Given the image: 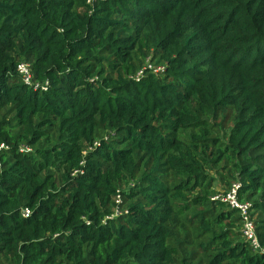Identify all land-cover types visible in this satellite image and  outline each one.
Instances as JSON below:
<instances>
[{
	"label": "trees",
	"instance_id": "trees-1",
	"mask_svg": "<svg viewBox=\"0 0 264 264\" xmlns=\"http://www.w3.org/2000/svg\"><path fill=\"white\" fill-rule=\"evenodd\" d=\"M234 183L264 249V0H0V264H264Z\"/></svg>",
	"mask_w": 264,
	"mask_h": 264
},
{
	"label": "built area",
	"instance_id": "built-area-1",
	"mask_svg": "<svg viewBox=\"0 0 264 264\" xmlns=\"http://www.w3.org/2000/svg\"><path fill=\"white\" fill-rule=\"evenodd\" d=\"M19 73L21 74L25 84L34 86L37 88L38 86L35 85L32 82V75L30 73L29 67L27 65H20L18 67ZM146 70H151L154 73H162L163 72V66H153L152 64H148L147 67L141 71H139L136 75V79L141 77L143 73ZM45 90V88H42ZM240 189V184L239 183H234L229 192L223 196V197H215L219 198L222 201L226 202L229 207L233 210H236L239 217H240V222H241V234L243 239L250 245V247L257 253H264V249L260 247L256 231H255V226L254 222L251 216V204L249 202H240L238 200V192ZM116 203H120V196L118 195L116 197ZM25 217L29 215L28 211H25L23 214Z\"/></svg>",
	"mask_w": 264,
	"mask_h": 264
},
{
	"label": "rangeland",
	"instance_id": "rangeland-1",
	"mask_svg": "<svg viewBox=\"0 0 264 264\" xmlns=\"http://www.w3.org/2000/svg\"><path fill=\"white\" fill-rule=\"evenodd\" d=\"M225 180V179H224ZM233 183V182H232ZM231 183V184H232ZM230 184V185H231ZM223 185H224V182L223 181H219V183H216V185H215V190L217 191V193L214 195V196H216V195H219V194H221V193H223L224 192V189L222 188L223 187ZM127 186H124L121 190H123V191H126L127 190ZM229 188V186L226 188V189H228ZM240 231H241V229H240Z\"/></svg>",
	"mask_w": 264,
	"mask_h": 264
}]
</instances>
